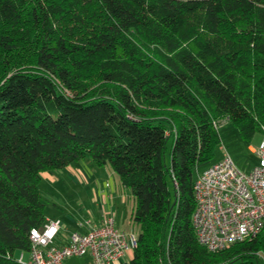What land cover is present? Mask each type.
Returning a JSON list of instances; mask_svg holds the SVG:
<instances>
[{"label": "trees", "instance_id": "trees-1", "mask_svg": "<svg viewBox=\"0 0 264 264\" xmlns=\"http://www.w3.org/2000/svg\"><path fill=\"white\" fill-rule=\"evenodd\" d=\"M222 120L264 133V0H0V264L46 223L41 175L87 159L134 198L131 264H258L264 230L211 253L193 225Z\"/></svg>", "mask_w": 264, "mask_h": 264}, {"label": "built area", "instance_id": "built-area-1", "mask_svg": "<svg viewBox=\"0 0 264 264\" xmlns=\"http://www.w3.org/2000/svg\"><path fill=\"white\" fill-rule=\"evenodd\" d=\"M224 123L228 120L218 123L220 126L215 123V128ZM254 154L258 163L248 172L239 169L225 150L222 159L196 175L192 221L198 243L211 253L252 241L264 230V141ZM60 230V220L33 229L29 258L26 260L22 253L19 262L68 264L71 258L89 256L93 264H111L137 246V237L120 230L112 215L88 231L70 233L63 245L57 244Z\"/></svg>", "mask_w": 264, "mask_h": 264}, {"label": "crops", "instance_id": "crops-1", "mask_svg": "<svg viewBox=\"0 0 264 264\" xmlns=\"http://www.w3.org/2000/svg\"><path fill=\"white\" fill-rule=\"evenodd\" d=\"M262 134L264 136V133ZM263 141L264 138L261 142ZM255 148L250 147V152L254 154ZM51 173H43L41 176L53 183L62 182L64 178L66 188L71 187L75 193L74 205L59 203L58 213L46 217V222L50 220L61 222L57 244H66L70 233L88 231L93 226L100 225L106 217L111 215L115 217L116 225L120 230L138 237L139 227L132 220L134 198L130 191L122 186L109 165L99 167L87 159L69 166L64 171L55 172L57 176ZM21 255L22 253H18V256ZM132 258L133 251H129L111 264H131ZM67 263L93 264L89 256L71 258Z\"/></svg>", "mask_w": 264, "mask_h": 264}, {"label": "rangeland", "instance_id": "rangeland-1", "mask_svg": "<svg viewBox=\"0 0 264 264\" xmlns=\"http://www.w3.org/2000/svg\"><path fill=\"white\" fill-rule=\"evenodd\" d=\"M224 120L221 121V124ZM220 126V124H218ZM219 136H220V145L216 150V160H219L224 151L228 152V154L233 158L237 167L242 171H249L252 169L254 164L257 163V157L250 152V147H258L260 145L262 139L264 138L262 133H257L248 147L247 143L243 140V137L239 131V129L233 124H223L220 128H218ZM172 144V139L168 142V148L170 149V145ZM167 165L170 164V154L167 152L166 155ZM204 166L199 167V171L204 169ZM51 174H55L51 173ZM56 176L58 174H55ZM196 178V175H195ZM65 181V182H64ZM66 180L63 178L62 182L53 183L48 181L46 178L42 177L40 183V191L43 203L46 206L45 215L52 216L58 213L57 207H59V203H65L68 205H74V191L71 187L65 186ZM129 230V229H127ZM258 255V264H264V253L260 252ZM29 258L28 254H26L25 259Z\"/></svg>", "mask_w": 264, "mask_h": 264}]
</instances>
